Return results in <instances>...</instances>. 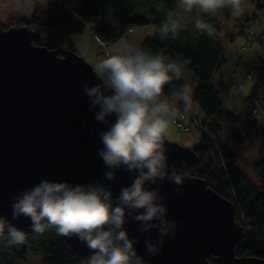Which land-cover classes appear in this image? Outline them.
I'll return each mask as SVG.
<instances>
[{
	"label": "clouds",
	"instance_id": "clouds-1",
	"mask_svg": "<svg viewBox=\"0 0 264 264\" xmlns=\"http://www.w3.org/2000/svg\"><path fill=\"white\" fill-rule=\"evenodd\" d=\"M33 4L29 0L28 11ZM5 7L8 13L21 11L16 0ZM223 9L240 19L254 6L252 0H177L176 11H169L148 35L161 41L177 38L187 26L184 14H188L194 16L196 32L212 37L216 29L202 14L215 15ZM190 63L188 58L153 53L131 40L121 41L99 60L94 71L101 83L84 88L95 121L107 126L98 132L97 155L106 169V181L115 182L123 170L133 177L131 183L116 194L103 182L41 180L13 198L11 219L0 216V241L24 245L27 233L14 223L24 217L34 233L54 228L57 235L83 243L91 254L82 264H148L137 247L139 237L131 236L126 227L132 222L139 225L140 233H157L155 240H144V247L149 256H158L178 228L169 219L159 185L167 181L182 196L180 189L187 177L182 167L170 164L166 141L171 124L183 120L192 107L194 86L187 79ZM177 81H182L179 87L174 86Z\"/></svg>",
	"mask_w": 264,
	"mask_h": 264
},
{
	"label": "water",
	"instance_id": "water-1",
	"mask_svg": "<svg viewBox=\"0 0 264 264\" xmlns=\"http://www.w3.org/2000/svg\"><path fill=\"white\" fill-rule=\"evenodd\" d=\"M36 29L27 26L4 29L0 24V216L11 219L15 196L41 180L68 181L71 184L103 182L119 194L121 186L133 177L121 170L115 182L104 178V164L97 155L98 132L106 129L89 111L85 86L101 80L94 68L70 50H50L37 46ZM114 119V118H113ZM95 130V134L93 132ZM170 164L177 168L193 166L198 156L193 148L168 141ZM187 173V172H186ZM165 196L169 219L178 224L156 257L148 255L144 240L157 233H140L139 225L126 227L148 264H264V260L239 258L236 245L245 237L236 221L235 205L211 189L207 182L187 174L180 191L167 181L159 185ZM31 232L30 221H14ZM82 260L91 253L75 237H63Z\"/></svg>",
	"mask_w": 264,
	"mask_h": 264
},
{
	"label": "trees",
	"instance_id": "trees-1",
	"mask_svg": "<svg viewBox=\"0 0 264 264\" xmlns=\"http://www.w3.org/2000/svg\"><path fill=\"white\" fill-rule=\"evenodd\" d=\"M80 1L49 0L44 10H35L21 24L9 22L1 26L4 29L19 26L36 29L40 39L35 45L58 50L60 55L64 50L78 54L71 43V34L88 28L100 41L112 46L134 28L149 24L158 26L169 11H176L177 4V0ZM203 19L216 29L214 36L196 32L190 22L175 39L149 38L141 46L153 53L177 55L191 61L189 71L197 83L194 101L201 108L205 121L203 128L197 127L195 120L188 121L195 125L194 131L200 130L202 134L193 148L198 162L186 165V172L205 180L211 189L235 205L236 221L245 232V237L236 245L237 256L264 260V59L259 56L250 66L254 70L255 84L252 93L244 99L243 113L236 115L225 104L227 85L216 82L217 73L226 64L223 40L230 43L236 36L245 35L250 44L254 37L245 29L237 34L233 30L223 32L212 19ZM181 83L174 82V86L179 87ZM222 123L231 125L230 131L240 143H244V137L256 143L258 155L253 175L242 170L238 157L228 147L217 143ZM26 233L24 245L9 246L6 241H0V264H28L29 252L41 256L42 264H82L83 260L54 228L44 234ZM209 262L217 264L215 256H211Z\"/></svg>",
	"mask_w": 264,
	"mask_h": 264
},
{
	"label": "rangeland",
	"instance_id": "rangeland-1",
	"mask_svg": "<svg viewBox=\"0 0 264 264\" xmlns=\"http://www.w3.org/2000/svg\"><path fill=\"white\" fill-rule=\"evenodd\" d=\"M81 3L80 0H77V3ZM254 10L245 15L240 19H233L227 9L218 10L215 15L211 14H202V18H209L215 22L223 32L235 31L237 34L241 29H245V32L249 36L254 38L251 40L250 44L245 37V35H238L233 42H227L223 40V46L225 48V57H226V71L227 77L231 84H235L237 80V89L233 95L240 92L241 87L245 89L243 96L246 98L252 93L253 86L255 84V79L253 77L249 78L247 73L251 68V62L257 61L256 56L259 54L264 58V8H260V5H264V0H252ZM46 8L43 7L44 10ZM185 15V23H190L193 21L194 16L188 14ZM157 26V25H155ZM93 36L98 40V47L100 44V39L89 30ZM256 35V36H255ZM155 38L152 36L150 39ZM257 39V40H255ZM261 40V41H259ZM72 43V41H71ZM247 47L246 50L243 47ZM75 50V49H74ZM99 50V48H98ZM98 50L96 52V57L101 60L103 57L98 55ZM76 51V50H75ZM246 57L243 59V56ZM81 56V55H80ZM83 57L93 68L95 67L90 61H88L84 56ZM192 77H194L192 72H188ZM187 79L192 82L190 76ZM195 79V78H193ZM233 82V83H232ZM241 86V87H240ZM242 90V89H241ZM232 95V96H233ZM241 100V98L239 99ZM239 102V101H237ZM236 106V104H235ZM231 110H233L234 105L229 104ZM228 107V108H229ZM235 114L240 115L243 113L244 109L241 107H236L233 110ZM190 120H195L196 126L203 128V122L205 117L199 105L194 102L192 103L191 110L186 115ZM230 124L222 123V132L216 138L218 144L228 147L239 160L240 167L247 174H254L255 162L257 160L258 150L254 146L256 143L251 141L249 138L244 137V143H240L234 135H232ZM201 131L195 130L191 134H186L178 127L175 126V123H172L170 126L168 141L174 144H178L184 148H194L197 142L201 138ZM28 264H42V257L33 256L30 252L28 254Z\"/></svg>",
	"mask_w": 264,
	"mask_h": 264
},
{
	"label": "crops",
	"instance_id": "crops-1",
	"mask_svg": "<svg viewBox=\"0 0 264 264\" xmlns=\"http://www.w3.org/2000/svg\"><path fill=\"white\" fill-rule=\"evenodd\" d=\"M49 0H34L33 7L31 11L27 10V4L29 3V0H16V2L21 6V11L19 13H8L7 8L5 7L7 4L11 3L12 0H0V24H8L9 22H14L21 24L24 20L28 19L31 17V15L34 13L35 10L37 9H42L47 5ZM20 27V26H19ZM155 27L154 24H149L144 27L140 28H134L126 33L124 38L120 40L118 43L110 46L108 49V54L115 48L117 44H119L121 41L124 40H131L136 44L142 45L143 42L149 38H151V35H148V33ZM90 29L86 28L83 32L78 33V34H71L70 39L72 41L73 48L78 52L79 55L84 56L88 61H90L94 66L95 64L99 61V59L96 57V52L98 50V40L93 36V34L89 31ZM100 46V44H99ZM170 56V55H166ZM260 55L258 54L256 56L259 57ZM173 57V56H172ZM246 57L243 56V59ZM174 58H179L177 55H174ZM260 58H262L260 56ZM181 59V58H179ZM264 59V58H263ZM251 62V66L255 63ZM226 66L224 65L219 72L216 75V82H222L227 85V92L224 94V100L225 104L227 107H229V104L231 103L234 105L233 110L236 109V107H241V109H244V99L245 97L243 96V93L245 89L241 87L240 92L236 93L233 95V93L236 92L237 83L239 81L237 80L234 82L231 86L230 82L227 81V71H226ZM189 72V71H188ZM188 77L190 76V79L193 80L191 83L194 86V93H193V100L195 97V90L197 88V83L195 82L194 77L190 75V73H187ZM233 83V82H232ZM233 95V96H232ZM241 98V100H239ZM239 101V102H237ZM195 102V101H194ZM236 104V106H235ZM230 109V107H229ZM231 110V109H230ZM231 110V111H233ZM234 112V111H233ZM237 115V114H236ZM187 121L190 119L185 117Z\"/></svg>",
	"mask_w": 264,
	"mask_h": 264
},
{
	"label": "built area",
	"instance_id": "built-area-1",
	"mask_svg": "<svg viewBox=\"0 0 264 264\" xmlns=\"http://www.w3.org/2000/svg\"><path fill=\"white\" fill-rule=\"evenodd\" d=\"M110 46L111 45H109L107 42L100 41V48L98 50V55L102 57L108 55V49L110 48ZM247 76L249 78L254 77V70L252 68L249 69ZM174 123L178 127V129H180L186 134H191L195 129V125L189 123L185 118L183 120L178 119Z\"/></svg>",
	"mask_w": 264,
	"mask_h": 264
}]
</instances>
